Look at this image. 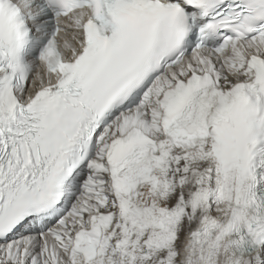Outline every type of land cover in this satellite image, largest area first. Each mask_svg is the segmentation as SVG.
<instances>
[{
  "label": "snow or ice",
  "instance_id": "6c2138e0",
  "mask_svg": "<svg viewBox=\"0 0 264 264\" xmlns=\"http://www.w3.org/2000/svg\"><path fill=\"white\" fill-rule=\"evenodd\" d=\"M0 264H264V0H0Z\"/></svg>",
  "mask_w": 264,
  "mask_h": 264
}]
</instances>
